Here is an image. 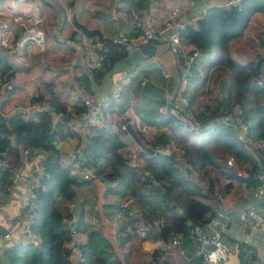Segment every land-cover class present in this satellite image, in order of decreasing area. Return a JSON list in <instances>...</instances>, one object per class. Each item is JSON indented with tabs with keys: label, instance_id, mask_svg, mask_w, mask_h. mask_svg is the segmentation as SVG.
I'll use <instances>...</instances> for the list:
<instances>
[{
	"label": "crops",
	"instance_id": "crops-1",
	"mask_svg": "<svg viewBox=\"0 0 264 264\" xmlns=\"http://www.w3.org/2000/svg\"><path fill=\"white\" fill-rule=\"evenodd\" d=\"M221 1L0 0V50L8 54L14 39L28 40L15 59L12 60L8 56L11 68L5 73L8 74L10 82L6 93L20 97L22 92L37 84L45 91L63 97L69 104L77 105L81 93H96L109 100L105 110L110 113L112 111L116 118L120 119L121 112L126 110L131 116L148 123L146 134L139 133L135 124H128L124 136L126 144L120 148L134 151L133 155L141 136L154 140L158 139L162 132L170 133L167 123L160 121L164 114L158 111V105L166 100H174L179 104L175 98L180 78L174 47L167 37L163 36L152 41H141L137 48L130 52L126 50L125 55L110 62L109 67L102 71L100 76H95L86 66L87 49L83 40L90 37L109 38L118 30L136 33L135 17L131 13L133 10H137L139 16H147L154 23H160L174 5H177L180 14L185 16L197 14L204 7L209 8ZM116 3L119 5L115 6ZM263 24L264 13L255 11L244 33L230 40L231 53L234 55L233 44L246 40L236 55L243 60L256 57V64L262 56L255 54ZM81 26L93 33L88 34ZM207 55L211 58L213 53L199 55L196 68L187 79V110L191 114L192 110L201 109V99L204 102L218 103L222 109L227 105L225 72H216L214 75L215 64L210 62L211 59ZM132 69L136 70V74L128 83L123 84L119 98L113 100V85L124 73ZM257 71L264 78V59L260 60ZM6 100L0 101L1 107L10 105ZM78 140L79 136L74 134L61 140L58 145L63 152ZM12 150L9 151L10 157L20 164V156ZM216 153L219 159H223L219 149H216ZM40 154L38 150L31 161L21 163L23 169L26 170L30 164L36 165ZM131 160L136 161L135 157ZM139 161L140 163L136 164L141 169V158ZM226 161L228 164H234L238 173L246 175V163L238 164L232 155L228 154ZM206 165L213 184L211 187L204 184L203 187L204 195L201 200L207 203L208 209L205 212L207 220L201 225V229L208 233L218 232L223 243L222 248L209 246L211 264H264V229L252 230L246 236L239 218V212L250 206L264 212V194H256L255 180L235 175L227 176L215 165ZM78 174L79 172H75L74 176L78 177ZM114 184L105 176L75 182L71 201L74 204L71 209L76 223L79 218L81 220L78 234L82 241L86 239V231L99 230L111 244L115 261L122 264L148 261L165 251L168 264H201L195 253L197 239L193 235L186 232L169 236L166 241L160 238L158 231L161 217L157 212L150 216L149 203L146 202L143 207L136 203V217L125 216L116 207V202L120 201L121 197L115 193ZM19 198V185L3 193L0 224L4 229L21 228L18 218ZM105 214H109L118 222L117 240L111 236L110 227L104 219ZM140 229H143L144 234ZM172 238H177L178 241L173 244ZM18 239L21 242L27 241L23 235Z\"/></svg>",
	"mask_w": 264,
	"mask_h": 264
},
{
	"label": "trees",
	"instance_id": "trees-1",
	"mask_svg": "<svg viewBox=\"0 0 264 264\" xmlns=\"http://www.w3.org/2000/svg\"><path fill=\"white\" fill-rule=\"evenodd\" d=\"M255 11L264 13V0H240L238 5L227 8L213 5L182 33V41L195 44L199 48V55L213 53L211 58L207 57L215 64L214 75L216 72H225L227 105L222 109L218 103L199 100L201 109L192 110V115L199 120L194 128H189L182 120L170 114H164L160 121L167 123L170 133L162 132L152 142L155 144L171 140L175 145L174 151L152 153L149 147L139 142L135 149L136 161L132 162L134 151L124 152L125 147L120 148L126 144V130L120 128L117 122L119 118L111 110V113L109 110L104 111L100 126L89 127L86 133L83 163L100 168L104 164L103 176L115 183V193L119 198L130 193L136 197L138 206L143 207L146 202L149 203L150 216L157 212L161 217L158 234L163 241L169 236L184 234L193 225H202L207 220L205 212L208 205L201 200L204 184L207 187L213 184L207 163L215 165L227 176L255 180L256 157L264 156V79L256 70V57L243 60L233 55L229 46L231 39L244 33ZM84 29L88 34L93 33ZM258 43L257 40L256 45ZM125 53L122 44H109L104 51L102 66L92 69L94 75L100 76L110 62ZM258 54L256 47L255 55ZM10 68L7 54L0 50V77ZM49 94L51 110L62 112V116L56 119L49 110L36 111L31 115L19 111L8 115L0 113V154H9L12 149V152H16L14 145L18 143L36 146L43 154L30 224L39 236L40 243L34 246L29 241H16L5 245L4 264H72L59 258L57 249L69 239L62 221L69 212L67 204L74 196L76 177L70 172L71 163L61 161L62 151L58 143L75 133L64 118L71 104L57 94ZM74 107L78 109L80 105L75 104ZM235 108L240 109L250 120V136L254 140L263 138L260 146L248 150L236 138L230 126L216 119ZM208 119L215 120L212 127L207 126ZM216 149L220 150L223 159L218 158ZM227 154L232 155L238 164L246 163V175L238 173L234 164H228ZM140 158L143 165L141 169L137 166ZM11 162L18 163L13 158ZM8 176V168L0 169V187ZM119 202H116L118 208ZM80 224L79 218L77 229ZM110 245L99 230L86 231V239L80 244L83 255L81 264H122L115 261Z\"/></svg>",
	"mask_w": 264,
	"mask_h": 264
},
{
	"label": "built area",
	"instance_id": "built-area-1",
	"mask_svg": "<svg viewBox=\"0 0 264 264\" xmlns=\"http://www.w3.org/2000/svg\"><path fill=\"white\" fill-rule=\"evenodd\" d=\"M239 1L240 0H222L216 6L227 8L238 5ZM118 5L119 3H116L115 6ZM206 10L207 7H204L197 14L191 13L182 16L179 12L178 6L174 5L170 8L166 18L160 23L152 22L147 16H139L138 11L133 10L131 13L135 17L134 24L137 30L136 33L118 30L109 38L90 37L83 40L87 49L86 66L90 70L102 66L104 51L108 48L109 44H122L125 49L130 52L131 50L137 48L141 41H152L160 36L167 37L168 41L174 47L178 59L180 82L175 93V98L179 101V104L174 100H166L158 105V111L162 114H170L174 118L182 120L189 128H194L198 125L199 120L187 110L189 98L186 93V86L187 79L191 75L192 68L199 56V48L193 43L183 42L181 35L185 28L188 25L195 24L198 17L204 15ZM81 35L83 36L84 34ZM257 40L259 42L257 45V51L259 54L264 56V24ZM27 41V39L22 38L14 39L13 43L9 47L7 56L11 57L12 60L15 59L21 53V50H23V48L27 45ZM135 74L136 70L132 69L129 72L124 73L115 82L111 90L113 100L116 101L119 98L123 84L128 83ZM257 81L260 80L257 79ZM9 86L10 82L8 76L6 74L1 76L0 101L7 99L6 101H9L10 105L7 107L0 106V113L8 115L12 112L19 111L24 115H31L36 111L49 110L54 119L62 116L61 111L56 112L51 110L49 102L50 94L41 86L37 84L32 85L29 89L22 92L20 97L7 94L6 90ZM17 98H20L21 100H18ZM108 102V99H105L96 93L83 92L79 97L78 103L80 107L77 109L74 107L75 104H71L67 109L66 115L68 116L67 120L70 128L74 131L75 135L79 136V140L76 144L68 146L65 150H63L61 154V161L65 164L71 163L70 172L72 174L79 172L78 177H76V181H85L97 177L99 178L103 176L105 172L104 164L101 165V168L92 164H85L82 161V156L84 145L87 142L86 133L89 132V127L100 126L102 124L104 110L108 107ZM216 119L224 125L230 126L233 129L236 138L239 139L248 150H252L256 146H260L262 144L263 138L254 140L248 133L250 120L241 113L240 109L235 108L232 112H225L219 115ZM214 123L215 120H207V126L209 127H212ZM118 124L120 128L125 130L127 129L128 124H135L137 130L141 134H146L149 128L147 122L131 116L126 110L121 112ZM139 142L143 146L149 147L152 150V153L171 152L175 150L174 142L171 140L164 143L153 144L151 139L141 136ZM14 148L20 156L19 159L22 160V164L31 161L38 153V150L41 152V150L36 146L29 144L18 143L14 145ZM134 157H136L135 154L132 155L131 159ZM42 159L43 154L41 152L38 163L36 165L30 164L25 170L23 169L21 163L12 164L9 154H0V169H9V176L0 187V205L2 203L3 193L8 192L19 185L20 198L18 218L21 222V228L19 230L4 229L0 224V264H4V246L11 242L20 241L18 239L20 235L25 236V239L34 246H37L40 243L39 236L31 229L30 224L34 211V197L36 189L39 185V175L42 171ZM254 177L256 180L255 192L258 196H261L264 194V156L256 157ZM73 204V202H69V212L62 221V227L68 232L69 239L57 249V255L59 258L69 261L72 264H81L83 261V255L80 249L82 240L78 234L75 215L71 209ZM118 205L119 209L125 213V215L133 216L136 210V197L128 193L121 198ZM239 218L244 226L246 236L252 230L264 229V212L257 211L253 206L241 210L239 212ZM104 219L110 227L111 236L114 240H117V220L109 214H105ZM140 232L144 234L143 229H140ZM188 233L197 239L195 253L200 258L201 264H211L209 246L215 245L217 248L223 247V243L219 239V233L204 232L199 224L193 225L188 230ZM177 241V238L171 239L173 244ZM244 241H246V238H244ZM166 254L167 251L158 254L151 260L140 261L136 264H168L166 262ZM253 264H257V262H254Z\"/></svg>",
	"mask_w": 264,
	"mask_h": 264
},
{
	"label": "rangeland",
	"instance_id": "rangeland-1",
	"mask_svg": "<svg viewBox=\"0 0 264 264\" xmlns=\"http://www.w3.org/2000/svg\"><path fill=\"white\" fill-rule=\"evenodd\" d=\"M179 8V7H178ZM170 11V10H169ZM179 12H180V10H179ZM152 21V20H151ZM153 22V21H152ZM85 34V33H84ZM245 41L246 40H243V42H242V40L241 41H238L236 44H233L232 45V51H233V53H234V55H236V52L237 51H239L240 50V48H242L243 47V43H245ZM217 75H219V74H217ZM214 82L215 81H213V86H214ZM18 100L20 99V98H17ZM21 100V99H20ZM141 136V134H139V137Z\"/></svg>",
	"mask_w": 264,
	"mask_h": 264
},
{
	"label": "water",
	"instance_id": "water-1",
	"mask_svg": "<svg viewBox=\"0 0 264 264\" xmlns=\"http://www.w3.org/2000/svg\"><path fill=\"white\" fill-rule=\"evenodd\" d=\"M262 59H264V57L263 56H261V58H259V60L258 61H256V70H258V64H259V62H260V60H262ZM64 118L65 119H68V116L66 115V116H64ZM190 168L188 167V170H189Z\"/></svg>",
	"mask_w": 264,
	"mask_h": 264
}]
</instances>
